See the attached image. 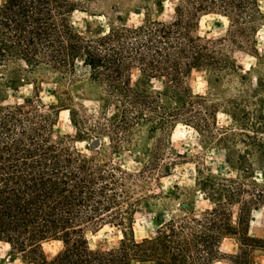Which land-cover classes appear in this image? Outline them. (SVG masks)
<instances>
[{
    "label": "trees",
    "instance_id": "1",
    "mask_svg": "<svg viewBox=\"0 0 264 264\" xmlns=\"http://www.w3.org/2000/svg\"><path fill=\"white\" fill-rule=\"evenodd\" d=\"M163 1L154 0L155 17L146 9L136 25H110L85 38L71 20L81 0H0V244L9 258L21 264H259L255 253L264 255V238L248 234L247 214L250 203L264 204V183L249 176L248 193L247 168L223 178L209 208L196 213L183 206V213L156 218L152 236L135 239L139 199L126 184L132 175L101 152L73 145L95 132L112 151L132 149L144 123L148 132L167 135L177 122L197 129L201 119H214L206 96L193 95L188 79L202 72L216 81L237 66L216 42L195 35L199 17H228L230 41L241 47L253 42L259 0H172L166 19L159 18ZM13 66L43 67L66 87L88 80L99 120L84 127L67 89L56 105L44 107L34 82V96L4 103L2 87L23 81ZM60 109L69 110L74 136L55 133ZM160 145L141 147L145 170L159 168ZM104 224L121 237L115 246L91 248L86 230ZM226 238L235 243L232 252L220 249ZM49 241L59 243L53 254L43 249Z\"/></svg>",
    "mask_w": 264,
    "mask_h": 264
},
{
    "label": "rangeland",
    "instance_id": "2",
    "mask_svg": "<svg viewBox=\"0 0 264 264\" xmlns=\"http://www.w3.org/2000/svg\"><path fill=\"white\" fill-rule=\"evenodd\" d=\"M170 1H163L159 18L166 19L170 14ZM258 3L261 13L256 15L258 27L253 42L241 47L230 41L232 27L228 17L219 12L199 17L195 35L200 40L216 42L237 66L222 73L216 81L202 72H193L188 79L193 95L206 96L207 104L215 111L214 119H201L197 129L194 124L177 122L167 135L159 131L148 132L149 124L144 123L135 134L139 146L132 149L121 147L112 151L107 147L108 139L95 132H89L81 141H74L76 148L86 153L99 151L101 158L132 175L126 184L131 195L139 199L134 213L135 239L152 236L156 218L183 213V206L188 205L196 213L209 208V197L217 198L218 184L223 178L240 175L241 169L248 170L243 180L248 193L252 192L249 176L258 184L264 183V0ZM79 4L80 8L72 13L71 20L85 38L95 36L99 29L106 30L110 25H136L146 9L152 17L156 16L154 0H81ZM235 38L243 41L242 36ZM11 70L17 71L23 81L11 88L2 87L4 103L21 102L34 96V82L44 107L56 105V96L67 89L73 107L85 118L77 119L84 127L92 128L99 120L93 117L97 103L91 99L94 93L88 80L66 87V84H56L54 74L43 67L29 71L13 66ZM135 78L133 71L132 79ZM154 85L159 87L158 82ZM54 131L59 135H75L68 109L58 111ZM159 142V168L145 170L146 156L142 155L141 147L153 149ZM249 197L247 193L243 194V200L248 201ZM248 207V234L264 238V204L255 202ZM120 237L119 229L107 224L86 230L88 244L94 249L115 246ZM58 247L59 243L55 241L43 244L47 254H53ZM220 249L232 252L235 249L233 239H224ZM255 260L264 264V255L255 253ZM0 264L21 263L9 258L7 245L0 244ZM213 264L229 263L221 260Z\"/></svg>",
    "mask_w": 264,
    "mask_h": 264
}]
</instances>
